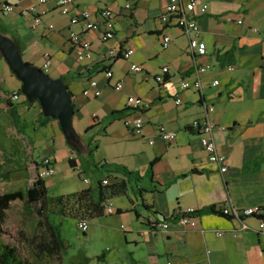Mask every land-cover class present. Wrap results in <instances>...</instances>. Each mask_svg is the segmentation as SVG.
<instances>
[{
    "label": "crops",
    "instance_id": "crops-1",
    "mask_svg": "<svg viewBox=\"0 0 264 264\" xmlns=\"http://www.w3.org/2000/svg\"><path fill=\"white\" fill-rule=\"evenodd\" d=\"M0 2L24 9L36 5L38 0ZM167 2L74 0L79 10L89 11L93 21L105 9L116 14V36L112 40L103 43L94 31L86 35L94 49L93 59L86 62L75 57L67 39L69 19L61 15L57 0L39 6L45 13L42 24L35 30L30 28L31 17L21 12L8 14L9 20L1 19V22L27 62L42 68L49 61L48 75L62 79L73 94L75 116L88 109L90 117L84 128L94 126V129L80 135L78 143L81 146L82 141L86 142V156L90 149L88 140L93 136L97 139L102 132L100 136L112 139L113 146L119 140L131 143L122 152L107 150L100 143L94 151L96 163L121 164L143 178L138 187L132 185L130 199L121 196L110 201L112 214L91 221H100L104 237L113 225L108 218L131 217V229L123 234L124 246L113 254L109 247L103 249L100 255L104 261L97 260V264H167L169 260L174 264H264L261 225L264 218L260 215L239 221L208 214L196 218L197 225L193 228L170 220L168 231L156 233L147 226L148 221L159 217L155 213L170 217L211 206L216 209L262 207L261 216H264V162L260 169L243 173L246 162L264 158V24L256 31L254 22L255 17L264 16V0H201L208 6L207 13L197 17L201 40L207 45L204 56H192L189 40L181 30L161 22ZM127 4H131L129 10ZM18 17L29 22L30 34L20 32ZM76 30L81 31V27ZM163 36L171 39L167 49L161 47ZM231 48H235L233 71L217 59V53ZM113 49L119 52L130 49L134 53L129 59L110 60L108 53ZM132 64L141 66L143 71L132 72ZM196 65H211L199 75L202 91L181 90L182 80L193 81L197 77ZM165 66L169 67V74L163 84H158L155 76L162 74ZM104 67L113 72L111 80L106 78ZM91 79L97 81L101 91L95 99L82 94ZM215 80L220 82L218 86L212 85ZM119 81L123 89L116 91L114 85ZM131 96L141 98L148 106L143 111L130 107ZM176 99L182 103L177 105ZM204 101L214 106L208 117L216 125L214 139L218 152L227 158L225 173L209 161L200 136L191 129L193 121L206 117ZM124 109L128 110L121 118L112 116L113 112ZM38 117L41 118V113ZM94 118H98L96 122ZM138 120L144 123L142 136L135 137L127 122L133 124ZM160 128L175 132L174 140L163 141ZM154 160L153 175L149 178ZM157 184L164 189L138 193L139 188L158 190ZM143 203L151 209L144 208Z\"/></svg>",
    "mask_w": 264,
    "mask_h": 264
},
{
    "label": "rangeland",
    "instance_id": "rangeland-1",
    "mask_svg": "<svg viewBox=\"0 0 264 264\" xmlns=\"http://www.w3.org/2000/svg\"><path fill=\"white\" fill-rule=\"evenodd\" d=\"M0 19L9 20L8 16L2 13L1 6ZM16 20L19 22L20 32L30 34L29 22L21 17ZM254 22L255 30L258 31L257 29L264 24V16L255 17ZM23 59L26 61L25 56ZM53 75L51 77L56 78ZM20 89V81L11 73L5 60L0 59V194L9 190H26L31 187L37 174L43 172L41 164L46 157L54 161L55 170L53 176L44 177L49 196L67 195L86 188L88 184L84 179L91 178L90 173L85 169L87 166L85 161L88 160L84 153L87 147L86 142L82 141L81 146L75 149L66 141L58 121L51 119L46 125H40L38 117V114L42 112L40 105L28 103L23 94H20L17 101L11 99L21 116L19 123L11 122L6 112L5 102L11 94ZM84 111L80 116L74 117V128L78 137L84 134L86 129L84 127L90 117L88 109ZM102 133L101 136H103ZM100 135L97 139L94 136L92 138L97 145L104 144L107 150L122 152L131 146L128 140L116 141L113 146L112 139ZM69 158L77 160L76 168L70 166ZM94 160H96L95 155ZM130 218V215L124 217L114 215L113 218H108L113 225L108 234L103 237L100 221L90 222L89 230L85 235L78 229L76 219L52 215L51 221L59 226L66 245L62 264H80L83 261L85 264H97L96 256L100 255L106 247L112 249L113 254L118 247L125 244L123 234L126 229H131ZM5 229L3 241L18 248L20 254L27 257L28 253L20 231L22 230L26 237L31 238L37 230L36 216H27L23 212L22 203H14Z\"/></svg>",
    "mask_w": 264,
    "mask_h": 264
},
{
    "label": "built area",
    "instance_id": "built-area-1",
    "mask_svg": "<svg viewBox=\"0 0 264 264\" xmlns=\"http://www.w3.org/2000/svg\"><path fill=\"white\" fill-rule=\"evenodd\" d=\"M48 0H38V3L30 8L18 9L16 6L8 3L0 2L1 11L3 14L8 15L16 12H21L26 16L31 17L30 28L35 30L40 24H42V15L45 13L39 9L40 5H44ZM58 9L61 15L69 19V30L67 33V39L71 43L72 50L75 54L76 59L79 62H86L93 59L94 49L92 42L86 37L88 32L94 31L98 34L99 40L101 42H107L112 40L116 36L115 20L116 14L110 10H102L98 14V20L93 21L91 19V14L87 10H79L74 3V0H57ZM131 4H127L126 8L129 10ZM208 6L202 3L201 0H168L167 5L161 13L160 20L166 26H175L179 28L183 36L187 37L189 40V52L192 56H204L207 53V45L201 40V29L197 21V17L207 13ZM241 23V21H239ZM81 27V31H77L76 28ZM53 29V25L49 26ZM171 43L169 36H163L161 40L162 49H167ZM133 50H126L119 52L115 49L110 50L108 53V58L110 60H117L119 58L129 59ZM211 68V65L197 66L195 67L194 73L197 77L193 81L184 79L180 83L181 90H195L202 91V83L200 80V73H204ZM45 73L48 74L49 61H47L41 68ZM229 71H233L235 68L229 65L227 68ZM131 71L134 73L142 72V67L136 64H132ZM169 74V67L165 66L162 68V74L155 76V80L158 84H163L166 81V77ZM105 76L108 80L113 78V72L108 70L105 72ZM219 81H213V86H218ZM116 91H121L123 89V83L121 81L114 85ZM82 94L88 99H95L101 95V91L98 89V83L96 80H90L88 86L83 90ZM20 94L14 92L10 95V99L19 100ZM130 107H134L137 110L143 111L148 104L139 97L131 96L128 99ZM182 103L181 99H176V104L180 105ZM203 107L205 110L206 117L203 120H195L191 124V129L194 130L199 136L203 149L208 155V159L211 163L219 167L221 173L227 171V158L219 154L217 145L214 139V131L216 125L209 119L208 115L210 112L214 111V106L203 102ZM127 122V121H126ZM131 127V132L133 136H142L143 120H138L136 123H129ZM160 138L169 143L172 142L176 136L175 132L166 131L164 128H160ZM153 143V142H152ZM43 172L39 173L41 178L53 176L54 161L50 157H46L42 161ZM86 184H89L88 179L84 180ZM107 184V181L104 182ZM105 211L108 214L113 213L112 205L110 202L105 203ZM216 209V208H215ZM223 216H227L234 220L242 221L243 218L252 216H261L262 207L254 208H244L239 209L236 207H222L216 209ZM194 212V210L186 211L187 214ZM177 223L186 228H193L197 225L196 218L191 216H184L177 220ZM90 222L88 220H79L77 222L78 229L84 234L89 230ZM261 225L264 227V220H262ZM170 229V221L156 220L149 225V230L156 233L162 231H168ZM220 236L221 233H218ZM167 264H174L172 261H167Z\"/></svg>",
    "mask_w": 264,
    "mask_h": 264
},
{
    "label": "trees",
    "instance_id": "trees-1",
    "mask_svg": "<svg viewBox=\"0 0 264 264\" xmlns=\"http://www.w3.org/2000/svg\"><path fill=\"white\" fill-rule=\"evenodd\" d=\"M0 33L7 36V31L1 22V19ZM12 40L16 43L14 39ZM0 59H2V56H0ZM217 59L222 66L234 64L235 48L223 51L222 53H217ZM108 70L111 69L104 67V72ZM68 91L71 93L69 88ZM18 93L22 94L21 89ZM26 101L30 103L27 99ZM34 103L39 104L38 101L30 104ZM5 105L7 115L12 120L11 122L13 124L19 123L21 116L18 113L16 104L8 98ZM126 110L128 109L113 112L112 116L121 118ZM42 114L43 113L41 112L39 123L44 126L47 122L51 121V118H42ZM97 119L98 118H94V121L96 122ZM93 129L94 126L88 127L85 130L86 135ZM88 146L90 149L88 155L86 156V159L88 160L85 161L87 163L85 169L90 173L91 178H86L89 181L86 188L67 195L52 197L48 194L45 179L41 178L38 173L32 186L26 190H9L0 194V264H42L44 262L48 264H62L66 245L64 239L62 238L59 226H56L51 221L52 215L71 217L76 219L77 222L79 220H88L91 222L108 214L105 211V203L121 196L130 199L129 196L132 191V185L134 184L135 187H138V184L143 179L140 173L131 171L126 166L121 164L107 162H103L102 164L96 163L94 160V151L98 148V145L94 142L93 138H90L88 140ZM263 162V157H258L246 162L243 166V173L248 174L260 169ZM154 163L155 160L150 164L149 178H152V166ZM69 164L72 168H76L77 160L75 158H69ZM118 177H121V179L118 180ZM110 179H114V181L110 182ZM105 181H107V184L104 183ZM157 185L159 187L158 190H155L157 189L156 187L151 190L139 188L138 193L142 195L145 192L161 191L164 189V186L160 184ZM17 202L22 203L24 214L27 216H36L37 218V230L31 238L26 237L22 230L20 231V236L23 239V243L25 244L24 247L28 253L27 257L22 256L18 248L3 241V237L6 234L5 226L9 219V213L12 205ZM143 207L151 209V206L145 203H143ZM117 213L120 214L122 212L117 211ZM155 214L159 217L153 221H177L184 216L199 218L208 214H215L231 219L227 216H223L219 211H216L215 206L201 210H194V212L189 214L181 212L176 215H171L170 217H165L159 213ZM260 217L264 218V216ZM153 221H148L147 226H149ZM97 260L99 262L104 261V256H98Z\"/></svg>",
    "mask_w": 264,
    "mask_h": 264
},
{
    "label": "water",
    "instance_id": "water-1",
    "mask_svg": "<svg viewBox=\"0 0 264 264\" xmlns=\"http://www.w3.org/2000/svg\"><path fill=\"white\" fill-rule=\"evenodd\" d=\"M0 54L11 73L21 83V93L33 103L39 102L43 116L58 121L66 141L78 148L79 137L74 128L73 96L60 78H52L41 68L23 59L16 43L0 33Z\"/></svg>",
    "mask_w": 264,
    "mask_h": 264
}]
</instances>
